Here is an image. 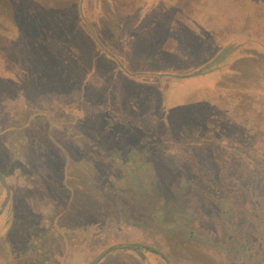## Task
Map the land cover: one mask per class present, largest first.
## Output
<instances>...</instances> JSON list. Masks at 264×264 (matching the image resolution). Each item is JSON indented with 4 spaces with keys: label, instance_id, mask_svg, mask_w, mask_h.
I'll return each instance as SVG.
<instances>
[{
    "label": "rangeland",
    "instance_id": "obj_1",
    "mask_svg": "<svg viewBox=\"0 0 264 264\" xmlns=\"http://www.w3.org/2000/svg\"><path fill=\"white\" fill-rule=\"evenodd\" d=\"M48 1L24 0L12 13L28 19L27 8L42 3L47 9ZM164 1L145 0L138 13L140 23L161 11ZM74 2L80 6L76 23L83 35L73 45L81 48L83 56L78 54L80 63L70 70L75 69L78 77L88 73V82L94 85L92 101L84 104L86 119L76 120L78 110L54 99L49 87L18 86L19 69L0 70V124L6 132H0V173L9 188L0 182V264H91L110 248L132 245L142 251L118 250L99 264H264V144L258 147V139L242 141L238 127L225 129L224 106H220L221 112L205 113L218 128L211 142L219 146H189L184 104L200 92L218 89L236 68H245L247 59L260 64L246 70L264 72V41L237 35L200 65L155 73V62L146 63L150 53L141 41L143 30L128 22L129 14L118 15L120 7L110 0ZM99 30L104 31L108 49L115 52L116 67L122 65L139 81L157 80L164 103L161 108L160 99H155L152 106L145 105V113L158 122L168 110L170 117L182 116L184 125L176 121L169 135L162 124L156 125L155 135L147 134L148 128L134 134L123 131L112 118H103L102 113H107L101 107L106 102L100 86L103 74L110 75V62L103 56L109 50L102 48ZM90 31L100 44L97 52L103 54L95 66L86 48V42L94 40ZM11 49L7 53L13 62L27 46L16 43ZM79 88L81 81L71 89L77 93ZM250 91L254 98L263 93L264 101V74L262 88ZM112 92L124 93H119L120 88ZM24 105L29 112L21 109ZM113 110L123 121L130 119L125 104L116 102ZM39 111L48 118L31 121ZM246 114L236 118L241 127ZM254 121L264 122V113L254 116ZM106 124L109 129L103 132ZM230 141L238 144L234 148L240 156L227 149ZM214 182L215 189L221 185L222 199L214 198L218 192L208 188Z\"/></svg>",
    "mask_w": 264,
    "mask_h": 264
},
{
    "label": "trees",
    "instance_id": "obj_2",
    "mask_svg": "<svg viewBox=\"0 0 264 264\" xmlns=\"http://www.w3.org/2000/svg\"><path fill=\"white\" fill-rule=\"evenodd\" d=\"M23 1L0 0V70L5 69L10 72L19 69L22 76L20 75L21 79L18 86L23 84L31 87L35 84L39 88L37 90L42 87H49L50 95L54 99L61 103L72 104L78 110L79 116L76 120H80L81 117L86 119L84 104L92 101L94 91L91 88H94V85L88 82L90 81L88 73L78 77L79 74H76L75 69L74 73L70 70L72 65L80 63L78 54L80 57L83 56L81 48L73 45L74 40L83 35L79 27L80 23H76L78 4L75 5L74 0H49L47 9L42 3L38 4V8H27L24 16L28 19H23L17 13H12L16 11L15 6L18 3H23ZM110 1L114 6L120 7L118 15L124 18L127 17V14H134L145 2V0ZM61 5L66 8H62ZM53 7L55 13L51 11ZM36 10H40L41 15H38ZM44 16L48 17L45 19ZM130 17L132 18V16ZM55 25L57 28L52 29ZM99 31L102 41L100 44L106 50L108 46L102 39L104 31ZM90 32V36H88L94 40L91 41L87 36L92 44L86 42V48L91 54L89 55L90 62L95 66L97 59L103 54L97 52L96 47H100V44L98 45L93 32ZM237 35H248L253 39L264 41V0H165L162 10L145 23L141 41L150 54L157 56L155 61L157 72L155 73L162 74L163 70L172 67H193L206 62L220 45ZM24 42L27 49H21L18 53V59H13L11 63L8 58V50H12L11 47H14L16 43ZM108 50V55L103 56L110 62V75L103 74L105 76L100 86L101 90L104 91L102 92V100L106 102L101 107L102 112L105 110L107 113L106 115L102 113L103 118L108 121L109 118H112L113 121L115 120L122 125L123 131L129 133L138 132L141 134L145 128H148L147 134H151L158 124L165 127L167 131L165 135L171 133L173 123L180 121L182 116L170 117L171 115L167 110L163 117L156 122L150 118V113H147L149 116L145 113L147 109L145 105L152 106L155 99H160L161 108L164 103V93L158 87L157 81L155 80L153 83L146 82L145 79L139 81L136 74H130L121 68L122 65L119 68L118 65L116 67L115 52ZM95 52H97L96 55ZM261 57L259 56V58ZM247 60L244 64L245 68L244 66L236 68L231 76L222 80L218 89L211 93L203 94L200 92L184 103L185 110H188L189 146L192 144L196 148H203L205 145L211 149H216L219 146L211 142L212 136H216L215 131L218 128L214 124L215 121H209L205 117V113L221 112L220 106H224L226 121L222 126L225 129L235 130L238 127L242 131V141L254 139L255 142V139H258V147L264 144V122L254 121V116L261 112L264 113L263 93L261 92L262 95L259 98H254L251 97L250 91L259 85L262 88L264 72L262 68L256 69L257 71L255 69L246 70L247 66H252L254 63L255 65L256 63L260 64L254 59ZM94 66H92L93 69ZM33 69H37V72ZM78 81H81V88L77 93H74L71 88ZM112 88H120L121 92L119 93H124L115 96ZM25 101L28 103L27 99ZM116 102L126 105V114L130 119L123 121V118L121 119L118 115L119 113L113 110ZM237 105L239 109H235ZM26 107L27 105H24L21 109L29 112ZM245 112L247 113L246 121L241 127L238 124L240 122H236V118ZM36 113L34 117L30 118L31 121L35 120L39 123L41 118H48L47 114L42 113V111ZM190 113L195 118L189 115ZM65 114L69 113L66 112ZM149 118L151 121L148 120ZM30 119H28L26 127L29 126ZM144 119H147L148 123L144 124ZM180 122L184 125L183 121ZM76 125L80 126L78 122ZM1 126L0 132L5 134L2 123ZM108 129L109 125L106 124L103 132H107ZM13 130L14 128H8L9 132ZM152 134L155 135V133ZM237 145L230 141L227 145L230 149H227L240 156L241 153L234 148ZM188 182L193 184L191 180ZM207 185L209 189H215L218 183H208ZM220 188L221 185L219 184ZM219 189H215L218 193L215 197H211L222 199ZM118 250H130L138 253L142 251V247L139 245H132L127 248L116 247L107 255ZM148 251L155 254L151 249ZM162 258L167 261L166 257L162 256Z\"/></svg>",
    "mask_w": 264,
    "mask_h": 264
},
{
    "label": "crops",
    "instance_id": "obj_3",
    "mask_svg": "<svg viewBox=\"0 0 264 264\" xmlns=\"http://www.w3.org/2000/svg\"><path fill=\"white\" fill-rule=\"evenodd\" d=\"M140 10H141V7L140 8H138V10L134 13V14H131V15H129V16H132V18L131 17H129V23L131 24V25H135V26H139V29L140 30H144V25H145V23L146 22H144V23H140V20H139V17H138V13L140 12ZM123 25V27H122V29H128L129 30V28L127 27V25L126 24H122ZM127 27V28H126ZM141 28H143V29H141ZM127 30V31H128ZM143 32V31H142ZM149 59H148V62H146V63H154L155 61H156V59H157V56L156 55H152V54H150V55H148L147 56ZM186 67V66H185ZM174 68H177V67H174ZM157 81V80H156Z\"/></svg>",
    "mask_w": 264,
    "mask_h": 264
},
{
    "label": "water",
    "instance_id": "obj_4",
    "mask_svg": "<svg viewBox=\"0 0 264 264\" xmlns=\"http://www.w3.org/2000/svg\"><path fill=\"white\" fill-rule=\"evenodd\" d=\"M0 182H1V184L6 188V189H8V191H9V188H8V183H7V180H6V178L4 177V176H2L1 175V173H0ZM9 195H10V193H9ZM9 200V198L7 199V201ZM127 247H129V246H126V247H122V248H127ZM114 248H116V247H114ZM114 248H110V249H108V250H106L104 253H102L95 261H93L91 264H99L104 258H105V256L107 255V253L108 252H110L112 249H114Z\"/></svg>",
    "mask_w": 264,
    "mask_h": 264
}]
</instances>
